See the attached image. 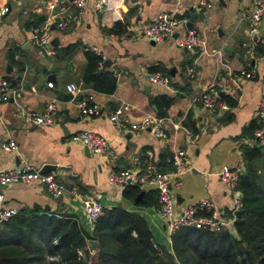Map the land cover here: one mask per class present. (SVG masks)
Masks as SVG:
<instances>
[{"label":"crops","instance_id":"0c3cea01","mask_svg":"<svg viewBox=\"0 0 264 264\" xmlns=\"http://www.w3.org/2000/svg\"><path fill=\"white\" fill-rule=\"evenodd\" d=\"M50 1L0 0V8L10 7L0 18V75L9 78L14 89L11 99L1 106L0 170L27 164L41 169L52 166L51 172L68 191L63 198L54 199L39 182L8 185L0 189L4 195L0 209L41 207L59 214H76L85 225L82 202L70 194L77 189L100 201L104 209L123 207L138 213L148 221L161 246L169 248L158 208L136 206L125 197L126 186L110 182V174L113 170L144 169L150 153L162 171H172L168 158L176 150L185 149L189 170L179 188L173 190L177 210L209 198L228 216L234 196L225 190L219 175L225 168H244L241 143L252 144L247 134L253 121H257L264 97V50L257 47L252 54L249 29L255 0H106L104 11L95 7L97 0H85L81 10L75 0H58L56 10L51 11ZM64 10L70 19L66 29H53L51 47L56 53L52 55L33 44L32 29L42 16ZM160 11L177 12L189 21L195 13L192 28L201 34L205 44L183 49L174 37L160 43L148 38L144 27ZM118 23L125 27L122 33L112 30ZM188 29V23L181 25L178 33ZM260 34L264 35V15ZM71 45L76 48L67 50ZM93 46L106 54L109 71L120 73L114 93L98 91L84 80L87 48ZM244 69L254 70L256 75L246 77L241 74ZM153 71L167 73L170 85L151 82L149 73ZM212 81L217 82L220 95L236 100L231 107L232 116L225 121L219 120L224 112L205 109L199 102ZM71 82L81 84L80 95L67 89ZM83 93L94 95L101 106L99 114L81 113L78 100ZM163 97L173 99L161 117L170 136L168 142L151 129L131 127L132 122L151 115L160 117L155 101ZM53 99L59 106L55 123L42 127L27 123L25 110H44ZM121 107H126L129 122L118 128L111 116ZM188 115L196 122L199 133L194 134L186 126ZM83 129L105 135L112 144L111 151L94 153L72 140V135ZM9 138L19 144L15 153L1 148V143ZM140 186L145 191L155 190L150 184Z\"/></svg>","mask_w":264,"mask_h":264},{"label":"trees","instance_id":"16d2710c","mask_svg":"<svg viewBox=\"0 0 264 264\" xmlns=\"http://www.w3.org/2000/svg\"><path fill=\"white\" fill-rule=\"evenodd\" d=\"M46 18L42 16L37 23ZM113 31H125L118 23ZM76 45L67 47V50ZM87 84L105 93H114L117 76L109 71L101 57L87 49ZM101 65H103L101 67ZM231 107L236 100L222 96ZM171 97L156 99L159 116L164 117ZM186 126L200 132L188 115ZM257 121L249 127L253 138ZM264 147L241 143L244 172L239 190L242 214L230 229L215 232L182 227L173 237L172 250L154 248V234L148 221L123 207L105 209L94 229L84 227L80 217L51 212L41 207L22 209L0 226V264H264ZM247 173V175H244ZM144 192L141 200L138 196ZM125 197L136 206L158 208V191H145L140 185H127ZM90 240L98 242L93 254Z\"/></svg>","mask_w":264,"mask_h":264},{"label":"built area","instance_id":"2783aa9c","mask_svg":"<svg viewBox=\"0 0 264 264\" xmlns=\"http://www.w3.org/2000/svg\"><path fill=\"white\" fill-rule=\"evenodd\" d=\"M206 3V0H203ZM58 0H51L49 8L51 11H55L57 8ZM76 6L81 10L85 5V0H75ZM95 7L100 11H104L106 8V0H97ZM10 10L8 5L0 8V18L6 15ZM264 15V0H255L254 8L249 16V29L253 37L252 40V54L254 49L262 47L264 50V35L260 34V23ZM70 15L64 11L50 13L46 19L35 25L32 29V42L37 47L43 49L49 54L54 55L56 53L54 47H51L53 40V29L57 28L64 30L68 26ZM189 22V18L177 12L160 11L156 13L151 22L144 27V34L154 40L156 43H160L163 40L174 37L178 47L183 49H196L205 44V41L201 34L194 28L188 29L186 33H178V28L181 25H186ZM178 33V34H177ZM177 34V35H176ZM101 57V61L104 63L106 60V54L98 46L88 47ZM103 65H101L102 67ZM119 77L118 70L114 73ZM241 74L246 77H253L256 75L254 70L244 69ZM149 79L153 83H159L163 85H170L171 77L162 71H153L149 73ZM50 86H54L53 82H49ZM67 89L75 96L80 95L83 91L81 84L71 82L67 85ZM14 89L11 85V81L4 75H0V118H1V106L9 101L13 95ZM199 102L205 109L225 112L231 109L229 103L220 95L217 88V82L212 81L209 83L205 91L199 97ZM78 106L81 113L85 115H97L101 111L100 104L96 101L92 93H83L79 100ZM125 108L121 107L113 112L111 119L116 127H124L129 118L125 115ZM59 113V106L57 100L53 99L49 101L44 110H25L23 115L27 123L31 126L42 127L55 123L57 115ZM258 125L254 130L253 138H250V142H255V145L264 147V97L262 98L257 110ZM132 129L135 130H148L151 129L157 137L163 139L165 142L170 140V136L165 131L164 119L158 116L151 115L146 117L142 121L132 122ZM189 138H192L193 134L188 130ZM72 140L81 142L87 146L94 153H107L111 151L112 144L110 140L103 134L93 130L83 129L74 135ZM249 142V140H248ZM254 145V144H250ZM19 144L16 139H5L1 143V148L7 152L15 153L18 150ZM170 164L173 165L172 171H162L157 164L158 162L153 158L150 153L144 169L139 171L134 170H122L120 172L112 171L110 174V182L117 186L133 185H145L150 184L154 186L158 191V213L162 223L165 226V233L167 237V243L169 249L172 250L173 237L182 227H194L201 230H211L220 232L230 229L234 226L236 219V213L243 207L242 195L239 190V183L241 172L239 170H233L225 168L220 176V179L227 192L233 194V205L229 215H225L218 207L217 203L213 200L206 198L202 199L196 204L189 206L182 211H178L176 204V196L174 189L179 188L182 183V178L189 170L187 162V152L185 149L176 150L168 158ZM32 182H39L46 186L48 193L54 199H61L68 191L67 188L53 172L42 173L41 168L34 165L17 166L10 169L0 170V183L3 185H12L16 183L29 184ZM73 199L82 202L83 210L87 218L88 229H94L99 218L104 214V206L96 199L85 196L81 191L74 189L70 192ZM0 200H4V195L0 194ZM19 212L15 208L0 209V226L17 215ZM154 248L161 250V244L156 238L153 240Z\"/></svg>","mask_w":264,"mask_h":264},{"label":"water","instance_id":"95a60500","mask_svg":"<svg viewBox=\"0 0 264 264\" xmlns=\"http://www.w3.org/2000/svg\"><path fill=\"white\" fill-rule=\"evenodd\" d=\"M195 17H196V15H195V13H193L191 20L188 22V27H189V28L194 27ZM176 35H177V34H176ZM221 95L223 96L222 93H221ZM231 116H232V110L229 109V110H226V111L223 113V115H222L221 117H219V120H220V121H225V120L229 119ZM262 150L264 151V148H263ZM18 164H19V163H18ZM239 168H241V165H239ZM53 170H54V168H53L52 166H45L44 168L41 169V172H42V173H49V172H51V171H53ZM244 175H247V173H244ZM7 186H8V185H3V184L0 183V189L5 188V187H7ZM143 195H144V192H142V193L138 196V198L136 199V202L140 201ZM241 214H242V211L240 210V211H238V212L236 213V216L239 217ZM84 227L87 228V227H88V224H85ZM89 244L92 246V249H93L94 251H96V249H97V247H98V242L95 241V240H90V241H89Z\"/></svg>","mask_w":264,"mask_h":264},{"label":"rangeland","instance_id":"374dc122","mask_svg":"<svg viewBox=\"0 0 264 264\" xmlns=\"http://www.w3.org/2000/svg\"><path fill=\"white\" fill-rule=\"evenodd\" d=\"M251 143L254 144V145L256 144V143L253 142V141H252ZM243 170H244V168H243V169H240L241 172H242ZM86 219H87V218H86V215H85V220H86ZM160 220H161V219H160Z\"/></svg>","mask_w":264,"mask_h":264}]
</instances>
